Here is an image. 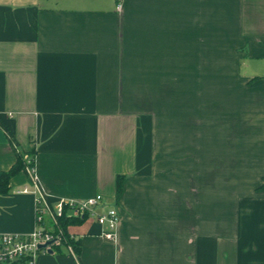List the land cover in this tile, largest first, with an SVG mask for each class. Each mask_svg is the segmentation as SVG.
<instances>
[{"label": "crops", "instance_id": "0c3cea01", "mask_svg": "<svg viewBox=\"0 0 264 264\" xmlns=\"http://www.w3.org/2000/svg\"><path fill=\"white\" fill-rule=\"evenodd\" d=\"M34 148L0 232L38 197L119 212L37 264H264V0H0V170Z\"/></svg>", "mask_w": 264, "mask_h": 264}, {"label": "built area", "instance_id": "2783aa9c", "mask_svg": "<svg viewBox=\"0 0 264 264\" xmlns=\"http://www.w3.org/2000/svg\"><path fill=\"white\" fill-rule=\"evenodd\" d=\"M25 159L31 169L32 185L38 188L35 158L28 155ZM22 191L28 192L30 187L25 186ZM100 205H106L101 194L85 199L61 198L53 207L43 203L42 198L38 197L36 227L31 232H0V264H37L38 255L50 253V249L54 252L55 247L61 245L64 240V230L61 226L64 217H95L103 226L102 236L107 240L116 241L118 209L114 205H107L105 211H100ZM67 246L74 253L73 245Z\"/></svg>", "mask_w": 264, "mask_h": 264}, {"label": "trees", "instance_id": "16d2710c", "mask_svg": "<svg viewBox=\"0 0 264 264\" xmlns=\"http://www.w3.org/2000/svg\"><path fill=\"white\" fill-rule=\"evenodd\" d=\"M31 154L35 156L36 149H32ZM35 158V157H34ZM27 165L26 159L24 157V153L19 152L17 155L16 162L12 165V167L8 170H0V194H6L10 190V181L11 179L18 174L20 171L24 169V167ZM126 175L120 174L117 177V195L120 196L124 189V181H125ZM264 187V185H263ZM87 216L85 217H64L61 220V226L64 230V240L61 245H68L72 244L74 247V253H79L81 250V240L76 235L70 232L69 226L72 224H77L83 222ZM59 246V245H58ZM56 246V247H58ZM55 247V250H56Z\"/></svg>", "mask_w": 264, "mask_h": 264}, {"label": "water", "instance_id": "95a60500", "mask_svg": "<svg viewBox=\"0 0 264 264\" xmlns=\"http://www.w3.org/2000/svg\"><path fill=\"white\" fill-rule=\"evenodd\" d=\"M49 252L51 253V252H53V250H52V249H50V250H49Z\"/></svg>", "mask_w": 264, "mask_h": 264}, {"label": "rangeland", "instance_id": "374dc122", "mask_svg": "<svg viewBox=\"0 0 264 264\" xmlns=\"http://www.w3.org/2000/svg\"><path fill=\"white\" fill-rule=\"evenodd\" d=\"M116 206V205H115Z\"/></svg>", "mask_w": 264, "mask_h": 264}]
</instances>
